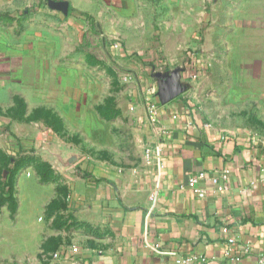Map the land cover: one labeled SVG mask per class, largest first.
<instances>
[{
	"label": "crops",
	"instance_id": "1",
	"mask_svg": "<svg viewBox=\"0 0 264 264\" xmlns=\"http://www.w3.org/2000/svg\"><path fill=\"white\" fill-rule=\"evenodd\" d=\"M67 1L66 15L49 0H0V89L3 99L15 90L9 110L23 113L2 120L30 122L37 135L44 128L53 136L86 135L95 120H118L139 146L120 171L79 177L70 199L79 222L64 233L57 264H176L189 257L197 259L187 264H254L264 254V143L247 129L220 124L207 97H228V104L261 100V67L251 63L262 59H244L246 36L264 33L262 13L249 3L256 0L168 2L182 13L189 4L191 25L204 20L196 17L201 4L211 11L204 48L194 53L200 67L176 68L186 90L167 102L149 58L157 52L152 42L163 45L168 60L174 54L162 25L153 19L146 28L140 11L167 8V0ZM236 1L244 8L240 17L227 21L214 11L223 3L237 7ZM152 101L159 103L154 122ZM2 112L8 113L3 102ZM223 168L230 169L228 190L201 180L206 193L199 195L189 185L192 175Z\"/></svg>",
	"mask_w": 264,
	"mask_h": 264
},
{
	"label": "rangeland",
	"instance_id": "2",
	"mask_svg": "<svg viewBox=\"0 0 264 264\" xmlns=\"http://www.w3.org/2000/svg\"><path fill=\"white\" fill-rule=\"evenodd\" d=\"M169 1H165L167 8L154 5L140 10L146 20V28L151 26L153 19L162 25L169 38L167 48H171L170 52L174 54L168 60V55L162 50L163 45L160 46L155 40L152 49L156 47L157 52H153L156 55L149 58H152L151 62H156L160 72L178 67L186 71L198 68L200 62L196 61L194 53H197L198 48H204L201 37L209 27L205 18L209 17L211 7L207 3L201 4L195 10L198 14L193 13V16L196 15L199 21L204 20L199 25H191L194 18L190 15V5L182 13L180 8L176 9L174 5L170 7ZM249 3L257 6V10L253 5L247 8L250 11L255 9L257 16L262 13L257 20L264 24V11H258L264 1ZM239 5L237 3L235 7L234 3L230 6L223 3L220 4L223 8L214 11L228 21L232 16L240 17L244 13L243 6L239 8ZM177 21L182 25L177 24ZM196 32L199 35H196L198 40L195 41L191 37ZM252 39H256V46ZM246 40V62L249 64L254 58L262 59L251 63L261 67L258 82L262 87L261 100L259 97H247L241 103L228 104V97L215 98L216 101L212 97L207 98L213 102L210 108L220 124L247 129L264 143V33L247 35ZM175 44L176 48L182 45L181 53H178ZM217 76L222 77V74ZM14 91L7 90L8 97L3 99L0 89V264H57V255L64 245V233L70 225L79 222L77 210L73 206L70 208L75 203L70 199L79 177H91L92 180L96 175L120 171L116 167L127 164L136 155L139 141L134 131L118 120L108 123L95 120L93 129L87 130L86 135L69 130L53 136L44 128H40L37 135L36 128L31 127L30 122L2 120L3 114L23 117V113L9 110ZM223 101H226L224 105L221 103ZM2 102L7 105V114L2 112ZM250 114L261 122L258 119L254 121L249 117ZM228 116L237 119L228 120ZM72 158L74 161L70 162Z\"/></svg>",
	"mask_w": 264,
	"mask_h": 264
},
{
	"label": "built area",
	"instance_id": "3",
	"mask_svg": "<svg viewBox=\"0 0 264 264\" xmlns=\"http://www.w3.org/2000/svg\"><path fill=\"white\" fill-rule=\"evenodd\" d=\"M149 112L148 117L149 119L154 122L157 120L158 116V109H159V103L157 101H152L149 104ZM153 150L149 149L147 150V156L152 155ZM201 180H207L211 181L213 185L217 188L219 191H226L229 189V182H230V169L229 168H223L222 170L215 171L213 173H207V172H200L198 174H194L189 178V185L194 189V191L199 195H204L206 193V188L199 185V182ZM236 238H230V243H235ZM61 256V254H58L57 257ZM197 257H189L187 260H184L182 258L178 259L176 261V264H187L193 262ZM201 260H205L203 257H201ZM254 264H264V254L259 257V259Z\"/></svg>",
	"mask_w": 264,
	"mask_h": 264
},
{
	"label": "water",
	"instance_id": "4",
	"mask_svg": "<svg viewBox=\"0 0 264 264\" xmlns=\"http://www.w3.org/2000/svg\"><path fill=\"white\" fill-rule=\"evenodd\" d=\"M49 5L51 8L62 11L66 15L69 13L70 4L67 0H49ZM179 71L180 69H176L156 74L164 82V87L159 92L162 102H167L186 90V87L179 82ZM73 161L74 159L72 158L70 162Z\"/></svg>",
	"mask_w": 264,
	"mask_h": 264
}]
</instances>
